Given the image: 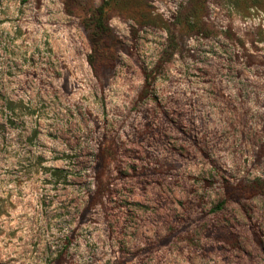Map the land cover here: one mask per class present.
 <instances>
[{"label":"rangeland","instance_id":"374dc122","mask_svg":"<svg viewBox=\"0 0 264 264\" xmlns=\"http://www.w3.org/2000/svg\"><path fill=\"white\" fill-rule=\"evenodd\" d=\"M0 264H264V0H0Z\"/></svg>","mask_w":264,"mask_h":264},{"label":"trees","instance_id":"16d2710c","mask_svg":"<svg viewBox=\"0 0 264 264\" xmlns=\"http://www.w3.org/2000/svg\"><path fill=\"white\" fill-rule=\"evenodd\" d=\"M107 17L105 16L104 13V7L99 6L93 10L91 13V16L87 18V24L88 28L91 31V39L94 42L95 46H100L102 40H97L102 37V35H105L106 33H109L112 31L111 26L107 24ZM96 48V47H95ZM91 58L94 59V54H91ZM94 63V60H91V64ZM159 64H162V60L159 62ZM145 75V88L141 92V97H146L144 96V92L148 90L149 85L153 83V78L151 77V74H146Z\"/></svg>","mask_w":264,"mask_h":264}]
</instances>
